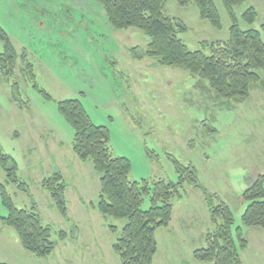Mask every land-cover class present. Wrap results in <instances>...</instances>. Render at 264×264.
I'll return each mask as SVG.
<instances>
[{
	"label": "rangeland",
	"instance_id": "rangeland-1",
	"mask_svg": "<svg viewBox=\"0 0 264 264\" xmlns=\"http://www.w3.org/2000/svg\"><path fill=\"white\" fill-rule=\"evenodd\" d=\"M213 1L221 29L203 20L194 4L165 3V13L186 25L179 37L191 50L230 37V15L222 0ZM250 8L257 12L253 25L243 18ZM235 14L243 29L260 30L264 39V0H248ZM0 26L17 52L12 72L0 66V155L8 158L0 160V184L17 208L40 213L57 243L47 258L25 250L4 224L9 210L0 190V264H121L114 244L127 220L98 210L101 175L74 153L75 132L59 110L60 102L74 99L95 124L109 129L113 156L131 162V181L178 183L175 161L195 169L199 187L185 182L173 199L170 229L156 234L157 264H168L171 256L175 264H190L191 250L206 246L213 228L207 196L230 207L248 240L253 230L242 224L248 206L243 194L264 176L261 85L235 104L219 98L199 76L133 58L130 50L146 49L149 36L112 28L96 0H0ZM55 173L66 184L68 219L42 186ZM150 205L147 197L143 210ZM169 240L175 247L169 248ZM241 257L261 264L264 252L252 243Z\"/></svg>",
	"mask_w": 264,
	"mask_h": 264
},
{
	"label": "trees",
	"instance_id": "trees-1",
	"mask_svg": "<svg viewBox=\"0 0 264 264\" xmlns=\"http://www.w3.org/2000/svg\"><path fill=\"white\" fill-rule=\"evenodd\" d=\"M106 13L108 22L115 30L136 29L149 36L146 49L130 50L133 58L155 59L162 67H175L199 76L208 82L219 98L241 104L250 95L254 85L264 88V39L260 30L243 29L236 17L235 7L248 0H222L232 25L227 41L203 42L198 50H191L179 37L186 25L168 16L167 0H96ZM183 7L194 4L200 17L213 27L221 29L220 14L213 0H176ZM244 21L253 25L257 12L248 9ZM0 41L4 52L0 66L9 72L14 70L17 52L8 34L0 26ZM32 67V66H30ZM48 98L50 95L42 91ZM59 110L73 128V151L82 161H91L94 170L101 175V191L98 210L104 217L126 219L120 236L114 244L121 264H153L158 253L156 232L170 226L173 220V199L180 193L185 182L198 186V177L192 166L186 167L175 161L180 174L178 183L165 180L149 182L131 181V162L125 157L113 156L110 147V131L97 125L79 99L59 103ZM0 160L8 161L0 155ZM16 167H12L15 171ZM13 171V174L15 173ZM264 176L246 190L243 199L248 206L242 216V224L248 228L264 229ZM61 214L68 219L65 200L66 184L61 173H55L42 181ZM0 190L9 214L4 224L13 228L25 250L39 258L51 256L56 247L51 228L42 221L35 209H19L13 203L3 185ZM150 208L143 210L146 198ZM207 196L213 228L205 237L206 246L194 252L196 260L209 264H243L241 252L248 248V240L242 226H235L230 207L223 201L218 205ZM113 231L116 227H112ZM64 235V233H63Z\"/></svg>",
	"mask_w": 264,
	"mask_h": 264
},
{
	"label": "crops",
	"instance_id": "crops-1",
	"mask_svg": "<svg viewBox=\"0 0 264 264\" xmlns=\"http://www.w3.org/2000/svg\"><path fill=\"white\" fill-rule=\"evenodd\" d=\"M166 229L169 230L170 227H167ZM252 230H253L252 232L251 231L250 232L248 231V234H250V236H248V243H249V245H251L252 243H254L255 246L257 247V249H259L260 252L263 253L264 252V229L252 228ZM157 232H156V234H157ZM168 245H169V248L171 246L172 247H175V240H169L168 241ZM197 249L198 248H196L194 250H191V252H192V262L191 261H188V263L191 262L190 264H209V263L200 262V261L196 260V258L194 256V252ZM175 260L176 259L171 256L168 264H175ZM260 261H261V264H264V257L261 258ZM153 264H157L156 263V258L154 259V263ZM243 264H246V262L245 263L243 262Z\"/></svg>",
	"mask_w": 264,
	"mask_h": 264
}]
</instances>
